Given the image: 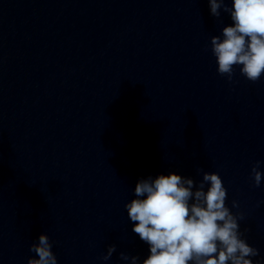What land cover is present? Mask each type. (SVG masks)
<instances>
[{
    "label": "water",
    "instance_id": "95a60500",
    "mask_svg": "<svg viewBox=\"0 0 264 264\" xmlns=\"http://www.w3.org/2000/svg\"><path fill=\"white\" fill-rule=\"evenodd\" d=\"M228 23L207 0H0V264L41 232L58 264L143 259L124 203L168 171L218 172L264 257V75L217 73Z\"/></svg>",
    "mask_w": 264,
    "mask_h": 264
},
{
    "label": "clouds",
    "instance_id": "9594fccd",
    "mask_svg": "<svg viewBox=\"0 0 264 264\" xmlns=\"http://www.w3.org/2000/svg\"><path fill=\"white\" fill-rule=\"evenodd\" d=\"M209 13L220 17L221 9L231 23L210 37L216 71L229 82L237 71L255 82L264 75V0H207ZM256 160L250 170L252 183L264 180ZM133 196L124 208L131 230L147 245V255L138 259L119 252V262L128 264H264L259 250L249 244L239 228L244 218L237 200L226 204L227 190L216 171H203L193 180L176 171L148 175L136 180ZM27 264H58L47 232L29 245ZM115 245L107 246L100 260L108 261ZM255 257V259H253Z\"/></svg>",
    "mask_w": 264,
    "mask_h": 264
}]
</instances>
